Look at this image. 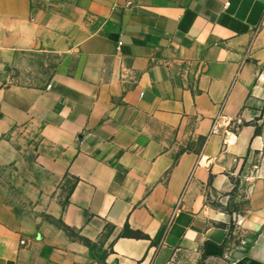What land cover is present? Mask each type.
<instances>
[{
    "label": "crops",
    "instance_id": "crops-1",
    "mask_svg": "<svg viewBox=\"0 0 264 264\" xmlns=\"http://www.w3.org/2000/svg\"><path fill=\"white\" fill-rule=\"evenodd\" d=\"M264 264V0H0V264Z\"/></svg>",
    "mask_w": 264,
    "mask_h": 264
},
{
    "label": "built area",
    "instance_id": "built-area-1",
    "mask_svg": "<svg viewBox=\"0 0 264 264\" xmlns=\"http://www.w3.org/2000/svg\"><path fill=\"white\" fill-rule=\"evenodd\" d=\"M236 263V261H232L230 264H235Z\"/></svg>",
    "mask_w": 264,
    "mask_h": 264
}]
</instances>
